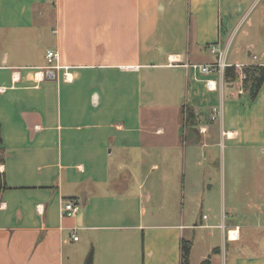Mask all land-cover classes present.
Returning a JSON list of instances; mask_svg holds the SVG:
<instances>
[{
  "label": "crops",
  "instance_id": "crops-1",
  "mask_svg": "<svg viewBox=\"0 0 264 264\" xmlns=\"http://www.w3.org/2000/svg\"><path fill=\"white\" fill-rule=\"evenodd\" d=\"M261 2L0 0V264H264Z\"/></svg>",
  "mask_w": 264,
  "mask_h": 264
},
{
  "label": "trees",
  "instance_id": "trees-1",
  "mask_svg": "<svg viewBox=\"0 0 264 264\" xmlns=\"http://www.w3.org/2000/svg\"><path fill=\"white\" fill-rule=\"evenodd\" d=\"M239 68L236 66H227L225 70V77L228 81H236L240 77ZM247 78L244 80L246 87L250 90L251 96L255 98L264 82V66H253L244 69ZM2 147V135L0 124V166L4 163L5 157ZM8 188L5 174L0 170V197L2 192ZM191 243L183 241L182 243V264H190Z\"/></svg>",
  "mask_w": 264,
  "mask_h": 264
},
{
  "label": "built area",
  "instance_id": "built-area-1",
  "mask_svg": "<svg viewBox=\"0 0 264 264\" xmlns=\"http://www.w3.org/2000/svg\"><path fill=\"white\" fill-rule=\"evenodd\" d=\"M213 52H218V51L214 48ZM47 58H48L49 64L53 65L54 63L58 61L59 54L57 51L50 50L47 53ZM227 66H230V65L222 62L220 59L216 63L210 64V65H198V64L194 65L195 68H199L203 73H206V74H210L217 70H222ZM236 67L240 69V77H239L240 80L241 81L245 80L247 78V75L245 71L242 70V66L238 64L236 65ZM206 83L209 88L214 87L213 82L211 80H207ZM80 206L81 204L75 200H65L61 208V213L62 215H66V216H75L80 211V208H81ZM72 237L74 240L79 239L76 232L74 231H73Z\"/></svg>",
  "mask_w": 264,
  "mask_h": 264
},
{
  "label": "rangeland",
  "instance_id": "rangeland-1",
  "mask_svg": "<svg viewBox=\"0 0 264 264\" xmlns=\"http://www.w3.org/2000/svg\"><path fill=\"white\" fill-rule=\"evenodd\" d=\"M264 6V0H262V2H261V7H263ZM185 121L187 122V118L185 117ZM156 172H153V173H151V179H149V181H147V183H146V187L148 188V187H150V186H152V185H154V184H152V178L154 177V176H156V174H155ZM121 185V184H120ZM119 185V186H120ZM77 202H79L80 204H81V208L80 209H83V205H82V203L80 202V201H77ZM79 235L82 237V235H81V232H79ZM189 235V234H188ZM94 251V248L93 247H91V248H89V250H88V253H87V255H86V260L84 261L83 260V257H85V253H86V251H82V254H81V256H80V262L82 263V264H86L87 263V258H88V256H89V254H90V252L91 251ZM94 255V254H93ZM79 264V263H78Z\"/></svg>",
  "mask_w": 264,
  "mask_h": 264
},
{
  "label": "water",
  "instance_id": "water-1",
  "mask_svg": "<svg viewBox=\"0 0 264 264\" xmlns=\"http://www.w3.org/2000/svg\"><path fill=\"white\" fill-rule=\"evenodd\" d=\"M83 203H85V199L83 200ZM93 254H94V251L92 250L87 258L86 264H93Z\"/></svg>",
  "mask_w": 264,
  "mask_h": 264
}]
</instances>
